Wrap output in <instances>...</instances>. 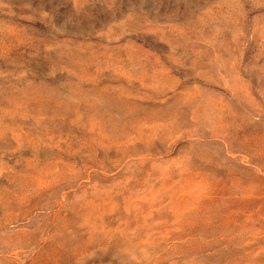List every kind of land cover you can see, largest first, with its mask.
I'll return each instance as SVG.
<instances>
[{"label":"rangeland","instance_id":"374dc122","mask_svg":"<svg viewBox=\"0 0 264 264\" xmlns=\"http://www.w3.org/2000/svg\"><path fill=\"white\" fill-rule=\"evenodd\" d=\"M0 264H264V0H0Z\"/></svg>","mask_w":264,"mask_h":264}]
</instances>
